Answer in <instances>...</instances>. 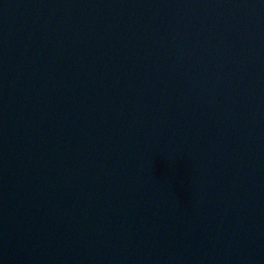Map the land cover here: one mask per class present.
I'll return each mask as SVG.
<instances>
[{"label": "water", "instance_id": "water-1", "mask_svg": "<svg viewBox=\"0 0 264 264\" xmlns=\"http://www.w3.org/2000/svg\"><path fill=\"white\" fill-rule=\"evenodd\" d=\"M0 264H264V0H0Z\"/></svg>", "mask_w": 264, "mask_h": 264}]
</instances>
